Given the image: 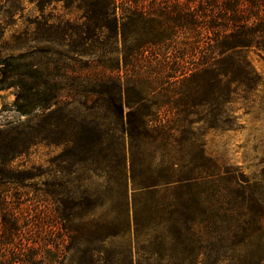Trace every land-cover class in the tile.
<instances>
[{"label":"trees","instance_id":"1","mask_svg":"<svg viewBox=\"0 0 264 264\" xmlns=\"http://www.w3.org/2000/svg\"><path fill=\"white\" fill-rule=\"evenodd\" d=\"M251 51L264 56V0H0V90L17 87L14 107L27 115L56 105L39 138L73 144L50 165L77 156L76 162L90 161L102 181L81 200L72 191L61 193L55 181L40 189L64 230L54 245L57 253L47 249L46 264H133L130 254L121 259L117 250L91 248L130 233L132 221L139 224L131 213L130 186L148 207L161 192L176 188L218 186L236 193L235 210L242 213L234 226L243 229L241 242L254 240L251 263L264 264L262 200L246 194L264 193V179L251 183L223 174L205 151L195 155L170 142L203 141L208 129L233 127L236 96L264 85ZM12 142L0 145V214L3 244L10 246L24 236L9 196L18 184L10 163L41 143ZM116 198L127 210L113 229L86 237L90 246L76 257L74 220L85 216L82 208L93 212ZM51 244L46 240L43 247ZM36 263L33 254L0 257V264Z\"/></svg>","mask_w":264,"mask_h":264},{"label":"rangeland","instance_id":"2","mask_svg":"<svg viewBox=\"0 0 264 264\" xmlns=\"http://www.w3.org/2000/svg\"><path fill=\"white\" fill-rule=\"evenodd\" d=\"M56 6L61 7L60 4ZM24 12L28 14L30 8L27 7ZM249 56L254 67L264 77V56L254 51ZM39 59L43 62L48 60L45 57ZM17 92L15 86L0 90V145L12 141L21 144L25 141L41 143L27 147L10 163L12 176L16 177L14 181L18 184L12 186L9 196L17 207L18 224L24 230V236L21 240H15L14 246L3 244V235L6 233L0 214V257H9L13 253L24 257L33 254L36 264H46L43 257L47 256V249L51 255L57 253L54 245L60 242L64 230L55 208L48 204L40 189H48L55 181L61 193L72 191L80 199L100 188L102 181L94 177L91 162H76L77 156L73 162L59 160L55 167L50 165L54 157L64 154L67 146L73 144L60 141L57 145H50L39 138L40 125L46 118L52 117L50 112L56 110L57 106L46 111L35 110L29 115L21 113L14 107ZM233 107L237 119L231 129H208L203 141L170 142H181L184 145L183 151L195 155L205 151L223 174L227 172L231 176H244L253 183L256 179H264V85L252 93L240 91ZM60 113L67 115L66 111ZM110 142L121 141H106ZM162 142L156 141L159 144ZM152 153L158 159L165 157L158 150ZM45 171L48 173L42 174ZM246 194L248 199L262 200L264 209L263 191L258 189ZM237 196L236 193L218 189V186L195 190L176 188L161 192L157 195V202L148 207L130 186L131 213H137L139 224L135 225L132 221L133 229L130 233L109 238L106 244L94 243L91 248L117 250L121 252V259L130 254L133 264H252L251 258L257 250L254 240L248 238V241L241 242L243 229L234 226L235 219L242 213V210H235ZM60 205L58 207L63 210L64 206ZM82 209L79 210L85 216L74 220L78 230L75 247L78 258L90 246L84 243V239L113 229L116 218L123 215L127 207L116 198L107 200L104 206L93 212ZM91 219L94 220L92 225L89 224ZM50 228L52 230L48 232ZM46 240L52 242V246L45 249L43 242ZM106 254L103 252L101 255Z\"/></svg>","mask_w":264,"mask_h":264}]
</instances>
